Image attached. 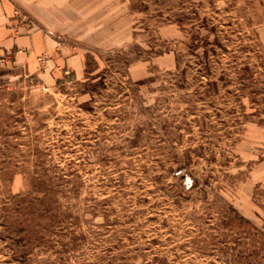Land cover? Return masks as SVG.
Here are the masks:
<instances>
[{"label":"rangeland","instance_id":"374dc122","mask_svg":"<svg viewBox=\"0 0 264 264\" xmlns=\"http://www.w3.org/2000/svg\"><path fill=\"white\" fill-rule=\"evenodd\" d=\"M60 4L57 79L0 54V264L254 253L221 224L264 235V0Z\"/></svg>","mask_w":264,"mask_h":264},{"label":"crops","instance_id":"0c3cea01","mask_svg":"<svg viewBox=\"0 0 264 264\" xmlns=\"http://www.w3.org/2000/svg\"><path fill=\"white\" fill-rule=\"evenodd\" d=\"M63 2L65 0H0V54L5 51H14V63L23 65L30 73L37 71V64H40L37 60L43 57L44 61L40 66L44 68L45 73L42 76L57 79L55 75H60V71L67 67L69 62L62 52L59 53L60 47L56 46L55 41L45 30L65 29L60 26L54 27L46 20V18L61 19L63 17L60 4ZM54 3L58 5H53ZM39 9L42 10V16L38 13ZM16 10L30 14L31 18L38 20L42 18L41 25L44 29L21 25L14 16ZM75 61L77 64L81 63L80 59Z\"/></svg>","mask_w":264,"mask_h":264},{"label":"trees","instance_id":"16d2710c","mask_svg":"<svg viewBox=\"0 0 264 264\" xmlns=\"http://www.w3.org/2000/svg\"><path fill=\"white\" fill-rule=\"evenodd\" d=\"M222 229L227 232H236L237 235H243L245 239H256V241L252 242L253 245H259L253 251L254 253H250L248 250L244 252L242 255H237L239 250L237 248L239 246H234V248H230L229 251L232 252L231 258H227V264H245L244 261H247L248 264H252L255 261L259 263V261L263 258V248L260 246V242L263 240V234L255 229L252 224L241 217L236 211L230 209L228 214L223 218L222 221ZM252 254V255H251ZM249 260H254V262H250Z\"/></svg>","mask_w":264,"mask_h":264},{"label":"built area","instance_id":"2783aa9c","mask_svg":"<svg viewBox=\"0 0 264 264\" xmlns=\"http://www.w3.org/2000/svg\"><path fill=\"white\" fill-rule=\"evenodd\" d=\"M14 16L16 17L17 21L20 22L21 25H27V20H26V16L19 10H16L14 13ZM39 63H43L44 58L43 57H39L37 60Z\"/></svg>","mask_w":264,"mask_h":264}]
</instances>
